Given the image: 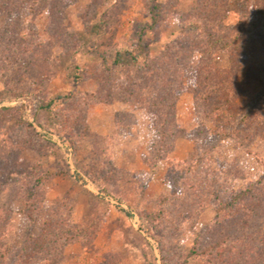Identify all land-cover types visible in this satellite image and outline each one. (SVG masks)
Returning <instances> with one entry per match:
<instances>
[{
	"label": "rangeland",
	"instance_id": "374dc122",
	"mask_svg": "<svg viewBox=\"0 0 264 264\" xmlns=\"http://www.w3.org/2000/svg\"><path fill=\"white\" fill-rule=\"evenodd\" d=\"M263 26L264 0H0V264H264ZM139 41L151 70L115 66ZM166 62L174 144L209 150L182 180L150 164ZM202 62L230 95L208 119Z\"/></svg>",
	"mask_w": 264,
	"mask_h": 264
},
{
	"label": "trees",
	"instance_id": "16d2710c",
	"mask_svg": "<svg viewBox=\"0 0 264 264\" xmlns=\"http://www.w3.org/2000/svg\"><path fill=\"white\" fill-rule=\"evenodd\" d=\"M6 3H10L11 5L12 0H6ZM159 10L160 6L159 4H156L151 11L154 23L153 25H155L157 22V13L159 12ZM208 37V40L210 41L213 38V36ZM125 61H128L132 64H137L140 61H143L145 68L151 70L148 64L149 50L142 41H139L134 50L128 51L124 55L118 53L114 61V65L120 66ZM186 66L187 64L182 67L183 69H185L184 72H186V70L188 69L186 68ZM192 69L193 73H195L194 81H196V85L194 88H192L191 92L194 95L195 108L199 110L201 118L205 116L208 119L217 111H223L225 110V108L227 109L229 107L227 106V103L229 101L228 96L230 95L227 94L226 91H223L221 89V86L224 82L220 80V76H218V74L214 72L212 68L208 66V64L205 65L204 62L200 63L194 68L192 67ZM157 72V76L162 79V87H164L167 92L164 94V96H160V100L155 102L154 104L148 103L150 104V108L148 111L149 120L151 122L150 129H152V131L154 132L156 139L154 142V149L150 158V164L153 171L155 170L158 163L167 160L169 158V155L174 150L176 136L173 128L177 125V105L182 93L179 89L176 90L174 88L175 85L170 82L169 79H172L174 77L171 75L165 76L166 73L176 75L178 69L172 68L171 64H168V62H166L163 66H161L160 71L158 70ZM166 78L168 80H165ZM58 101H60L59 98L51 99L44 105V108L49 113H53L54 106L58 103ZM201 108L203 109V113H201L200 111ZM205 110L207 111V113ZM202 141L203 140L201 138H197L195 140L194 159L187 161H176L178 164H172V170L181 172V176H179L180 180L184 178L183 175H186L187 171H195L197 168H199L201 166V162L205 160L207 154L209 153V150L205 148L206 140H204L203 142ZM181 167L184 169H182ZM179 181L177 182L179 183ZM178 183H176V185ZM252 193V189H247L235 196H231L224 208L235 207L240 203V201H243L245 198H251Z\"/></svg>",
	"mask_w": 264,
	"mask_h": 264
},
{
	"label": "crops",
	"instance_id": "0c3cea01",
	"mask_svg": "<svg viewBox=\"0 0 264 264\" xmlns=\"http://www.w3.org/2000/svg\"><path fill=\"white\" fill-rule=\"evenodd\" d=\"M187 146L189 147V145L185 143L184 140H181V139L178 140L175 144L174 150L169 155L170 159L176 160V161H187L188 158H190L189 156H191L192 154V150L190 149V151H188L187 157L185 156L186 158L183 157V155L181 154L182 151H180V150L187 148Z\"/></svg>",
	"mask_w": 264,
	"mask_h": 264
}]
</instances>
